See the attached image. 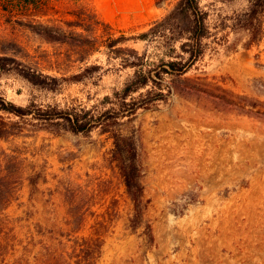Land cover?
Instances as JSON below:
<instances>
[{
    "label": "rangeland",
    "instance_id": "rangeland-1",
    "mask_svg": "<svg viewBox=\"0 0 264 264\" xmlns=\"http://www.w3.org/2000/svg\"><path fill=\"white\" fill-rule=\"evenodd\" d=\"M180 1L0 0V55L9 68L46 77L41 85L0 69L6 99L101 111L118 101L114 91L141 57L162 79L152 95L166 93L117 125L138 130L146 205L135 224L108 131L25 129L0 140L7 151L26 148L23 156L47 178L31 198L24 180L6 209L28 216L13 222L16 241L0 264L42 263L43 244L59 243L48 229H66L68 186L69 203L85 210L79 236L95 220L106 223L94 264H264V6L254 35L243 26L251 0H200L209 25L203 55L182 75L158 74L161 58L186 40L158 32Z\"/></svg>",
    "mask_w": 264,
    "mask_h": 264
},
{
    "label": "trees",
    "instance_id": "trees-1",
    "mask_svg": "<svg viewBox=\"0 0 264 264\" xmlns=\"http://www.w3.org/2000/svg\"><path fill=\"white\" fill-rule=\"evenodd\" d=\"M199 1L181 0L161 19L162 30H158V32H162V35L165 36L164 31L168 30L173 33V38L186 37V40L181 42L179 53H176L172 47L169 52H166L168 58H161L158 74L162 72L182 75L203 55V40L209 35V25L207 23V11L201 9ZM263 6L264 0H251L246 12L247 19L243 26L252 31L254 35L256 33L255 19ZM176 27H180V30ZM153 29L154 27L151 28V30ZM253 34L252 36H254ZM146 35L147 32L140 34L142 38H145ZM184 53L186 54L184 55ZM7 59V57L0 55V69H16L31 82L38 84L44 82L46 77L42 73L9 68L5 62ZM141 61L142 57L130 62V66L135 68L134 74L120 90L114 91V96L118 98L114 106L97 112L92 108L83 106L60 107L57 104L41 105L35 102L19 105L0 94V111L8 114L11 118H16L7 120L0 114V140H7L12 136L23 134L25 129H46L55 134L66 130L90 132L97 127H100L104 132L108 131L114 142V159L117 162L125 189L133 203L132 224H135L136 219L142 220L146 205L141 179L138 130L134 125L126 130L117 125L121 123L120 119L123 117H127V120L131 122L136 110L149 103L144 102L145 99L152 101L166 96V93L162 91L152 95L155 85H159V89H163L160 86L162 79H156L154 76L156 74H153L152 70H144L141 67ZM144 88L146 89L145 92H139ZM170 89L171 85L168 87L169 91ZM136 92H139L138 96L133 95ZM109 98V95L104 97V99ZM24 149L17 147L7 151L0 148V252L6 248H11L16 241L13 222L26 220L28 216L10 217L5 212L13 202L19 199L21 184L24 180H28L31 198L39 191L38 184L47 181L43 170L29 161L28 157L23 156L26 153ZM65 198L69 204L65 216L66 229L60 230L58 233L54 228L48 229L51 233L58 235L62 247L59 246V243H44L43 252L46 258L41 264H94L101 252L100 231L106 226V223L103 220H95L91 224L90 232L87 235L79 236L77 231L84 226V220H80V217L85 215V210H77L70 204L75 198V192L70 191L69 186L66 188ZM94 214L99 215L98 213ZM147 230H150L149 224ZM42 231H45V228H42ZM19 263L20 259L14 262V264Z\"/></svg>",
    "mask_w": 264,
    "mask_h": 264
}]
</instances>
